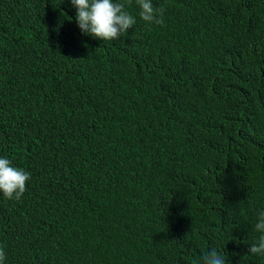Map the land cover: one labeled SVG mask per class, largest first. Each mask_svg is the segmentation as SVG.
I'll use <instances>...</instances> for the list:
<instances>
[{"label":"trees","instance_id":"16d2710c","mask_svg":"<svg viewBox=\"0 0 264 264\" xmlns=\"http://www.w3.org/2000/svg\"><path fill=\"white\" fill-rule=\"evenodd\" d=\"M103 42L71 0H0L5 264H225L264 210V0H152L164 23Z\"/></svg>","mask_w":264,"mask_h":264},{"label":"clouds","instance_id":"9594fccd","mask_svg":"<svg viewBox=\"0 0 264 264\" xmlns=\"http://www.w3.org/2000/svg\"><path fill=\"white\" fill-rule=\"evenodd\" d=\"M131 0H129V3ZM77 9L76 22L85 35L103 42L118 40L136 25V18L125 8L124 3L114 0H71ZM140 7L139 17L151 27L164 23L165 9L157 8L152 0H136ZM31 180V173L11 166V161L0 158V193L9 200L19 201L26 192V184ZM254 231L258 237L251 243L249 252L253 256L264 257V210L257 214ZM7 257L0 247V264H5ZM225 253L210 248L193 264H225Z\"/></svg>","mask_w":264,"mask_h":264}]
</instances>
